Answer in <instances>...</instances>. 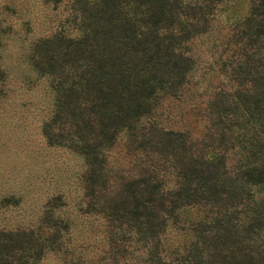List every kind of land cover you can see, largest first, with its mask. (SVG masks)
Instances as JSON below:
<instances>
[{"label":"trees","instance_id":"trees-1","mask_svg":"<svg viewBox=\"0 0 264 264\" xmlns=\"http://www.w3.org/2000/svg\"><path fill=\"white\" fill-rule=\"evenodd\" d=\"M62 1L70 31L36 40L30 63L53 96L47 142L83 160L82 198L71 215L54 194L36 226L0 227V264H264V0L223 40L225 0H44ZM200 37L229 84L193 137L156 112L181 95ZM119 141L126 165L109 156Z\"/></svg>","mask_w":264,"mask_h":264},{"label":"rangeland","instance_id":"rangeland-1","mask_svg":"<svg viewBox=\"0 0 264 264\" xmlns=\"http://www.w3.org/2000/svg\"><path fill=\"white\" fill-rule=\"evenodd\" d=\"M246 11V0H225L216 19L218 39H225L229 23ZM67 14L65 1L46 4L44 0H0V227L3 228L36 226L46 200L54 194L65 197L64 209L71 215L82 198L83 160L66 147L47 142L42 123L53 96L49 78L37 73L30 63L31 47L36 40L55 30L70 31L65 20ZM189 47L194 65L188 81L179 97L162 100L156 116L160 125L185 130L195 137L204 127L198 111L218 85L228 86L229 81L211 64L212 50L206 37L194 38ZM109 156L114 162L128 163L122 141L110 149ZM263 193L261 187L258 194ZM87 228L78 235L79 239L96 240L95 225L91 230ZM168 235L177 239L175 234ZM42 264L57 263L50 255Z\"/></svg>","mask_w":264,"mask_h":264}]
</instances>
